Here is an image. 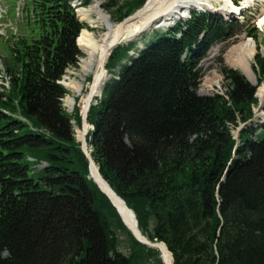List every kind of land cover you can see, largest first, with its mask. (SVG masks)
I'll use <instances>...</instances> for the list:
<instances>
[{"label": "trees", "instance_id": "1", "mask_svg": "<svg viewBox=\"0 0 264 264\" xmlns=\"http://www.w3.org/2000/svg\"><path fill=\"white\" fill-rule=\"evenodd\" d=\"M147 1L107 0L104 9L122 22ZM34 4L39 36L9 45L6 100L10 90L0 88V264H164L91 178L63 104L69 91L59 82L83 55L86 24L71 0ZM235 27L193 13L143 47L118 46L106 66L113 78L89 112L100 174L174 264H264V121L245 126L239 141L231 128L253 120L258 87L223 68L227 96L199 94V63ZM259 68L264 75V61ZM120 232L131 240L128 256Z\"/></svg>", "mask_w": 264, "mask_h": 264}, {"label": "rangeland", "instance_id": "2", "mask_svg": "<svg viewBox=\"0 0 264 264\" xmlns=\"http://www.w3.org/2000/svg\"><path fill=\"white\" fill-rule=\"evenodd\" d=\"M74 1L75 0H71V3H73ZM83 1L85 3L81 7L85 9L86 8L89 9L90 8L89 6H91L93 0H81V2ZM86 1L88 2L87 5H86ZM99 1L102 2V8L104 9L107 3V0H99ZM198 1L199 2H207V1L210 2L211 0H198ZM246 1L247 0H240V4L244 7V3ZM34 2H36V0H0V34H1L0 35V58L2 59L5 68H7L6 64L10 62V58H11V52H10L9 45H12L14 41L16 42L19 39H25L27 40V42L31 43L33 40L36 39L37 36H39L40 29L37 23H35V21L37 20V14L39 11H38L36 4H34ZM232 2H234V0H232ZM251 2H253V4ZM250 3L248 5L249 6L248 8L245 7L243 16L240 17L239 19L238 18L234 19V16L231 17V15L225 16V19L228 21H231L233 19L237 21L236 27H235V34L229 41L217 44L214 48H212L208 52L206 58L204 59L203 64L201 65L202 66L201 71H202V76H203L202 83L204 84V88L200 90L201 94L203 95L220 94L221 96H227L226 87L228 85L227 84L228 81L226 79V76L222 73L223 68H227V69H233V70H236L242 73L251 84H253L254 86H257L258 87L257 95H258V98L260 97L259 92L262 90V87L264 85V75L262 74V69L259 68L260 61L261 60L264 61V27L261 28L258 23L264 15V0H251ZM211 7L215 9L217 8L229 9V7H227L225 3L223 4L220 2H218V4L214 3L213 5H211ZM115 11H116V8H112L111 10H107L106 8L104 9L105 14H107L111 22L115 24L114 26H118L128 18L124 19L122 22L118 21L117 13H115ZM138 11H135V13H137ZM77 12L76 14H78ZM135 13H133L131 16H134ZM78 17H79V14H78ZM83 23H86V22H83ZM86 28L90 31V32L89 31H86V32L94 35L96 39H100L108 31L107 28L103 26H100V25L91 26L88 23H86ZM156 30L158 29L153 28V30L146 31L139 39L132 40L129 43H138V47H143L145 42L142 39H145V41L150 39V37H152L151 34L157 32ZM247 40H251L255 42L254 43L255 44L254 56L252 58H246L245 56V59H247V62L249 63L251 67L252 73L254 75V80L248 76L244 67L240 66L238 63V60L242 58V53H241L243 50L242 47L243 45H245ZM82 54H83L82 57L79 59V67L68 68L64 76V79L66 78L64 85L68 89L69 94L67 95V97L63 99V104L68 112H69V109H72V108L69 107L66 101L67 99H73V98H75V101L78 105L80 112L82 111L83 101H84V106H85L86 99L90 93V87L93 82V78L91 74L83 75L82 72L80 71L81 61L86 59V55L83 53V51H82ZM111 69L112 68H109V70L106 69L109 75H111V72H110L112 71ZM71 81L79 83L81 87V91L79 93L77 91L71 90V88L67 86V84H70ZM206 81H208V83H206ZM101 97H102V94L101 96L100 95L97 96L92 101V106L97 105L99 103L98 100H100ZM253 111L255 115L251 122H248L247 124H242L241 126H238V127H231L232 134L236 140L238 141L240 140L239 131L244 126L249 127L252 124L260 123L264 121V111L263 109H261L260 106H257V107L253 106ZM96 112H97V109L94 108V112L91 115L90 121H93V122L96 121V117H97ZM71 117L77 118V115L73 114ZM74 129H75L77 138L80 139V132H82L83 127L82 129H80L77 126H74ZM92 131L94 130L90 129V133L86 137L87 142L89 141L91 137ZM259 138H263V136ZM89 149L92 152V147ZM29 160L31 162H35V160L32 158H29ZM45 166H46V163L42 162V164L37 166V169L41 170ZM118 239H119L118 250L127 256L130 255L132 244H131V240L129 239V237L125 233L120 232L118 234ZM160 258L162 259L161 256Z\"/></svg>", "mask_w": 264, "mask_h": 264}, {"label": "bare ground", "instance_id": "3", "mask_svg": "<svg viewBox=\"0 0 264 264\" xmlns=\"http://www.w3.org/2000/svg\"><path fill=\"white\" fill-rule=\"evenodd\" d=\"M250 1L251 0H247L244 3V7L242 8L247 7ZM218 2L223 4L225 3L226 6L229 7V9H222V8L215 9L211 7V5H213L214 3L218 4ZM72 5L76 8V12L78 11L77 13L79 14V18L81 21L86 22L91 26L100 25L107 28L108 30L107 33H105L100 39H96L94 35L86 32L89 30L84 29L82 30L78 38V45L80 46L83 53L86 55V59L83 58L84 60L82 59L83 61H81L80 71L82 72L83 75L91 74L93 78V82L90 87V93L86 99L85 106L83 101L84 113L88 111V109L92 104V101L97 96L99 95L101 96L105 84L108 83L113 78V75H109L108 72L106 71V66L110 57L109 53L114 49L116 45H118L119 43L137 40L146 31H150L154 26L155 27L165 26V25H169L172 22L174 23L179 19L186 18L190 13V11L193 9H203V10L209 9L217 13L221 11V13L219 14L223 16L231 15V11H232L230 0H213V1L211 0L210 2L209 1L199 2L198 0H150L147 7L142 12H140L136 20L128 21L125 24L114 26L115 24L111 22L109 16L105 14L102 8L101 1L93 0L91 6H89L90 8L88 7L89 9L87 8L85 9L81 7L82 5L81 0L78 1L75 0L72 3ZM258 24L261 28L264 27V15L260 19ZM254 43L255 42L251 40L246 41L245 45H243L242 47L243 50L241 49L242 58L238 60L239 65L244 67L248 76L253 80H254V75L252 73L249 63L247 62V59H245V56L246 58H252L254 56L255 54ZM77 67H79V63ZM63 79L60 80L59 82L62 85H64L66 81V78L64 80ZM10 82H11V76L7 72L2 60L0 59L1 90L9 91ZM206 83H208V81H206ZM67 86H69L71 90L77 91L78 93L81 91V87L79 83L71 81V83L67 84ZM203 88H204V84L202 83L200 90H202ZM259 93H260L261 101L264 102V85ZM74 101L75 98L67 99L66 101L69 107L72 108L69 109V113H72L74 111V106H73ZM72 124L75 126V121H72ZM90 129H92V126L87 123L86 129L80 132V139L86 140V137L88 136L87 131ZM93 173L96 176V178L102 183L104 188H106L108 191L111 192L109 186L100 176L97 165L93 167ZM127 220L132 225V227L135 228L137 226L136 219L132 213L129 212L127 214ZM161 248H162V256L165 259L166 264H173L172 257L171 254L169 253L168 248L165 245H162Z\"/></svg>", "mask_w": 264, "mask_h": 264}, {"label": "water", "instance_id": "4", "mask_svg": "<svg viewBox=\"0 0 264 264\" xmlns=\"http://www.w3.org/2000/svg\"><path fill=\"white\" fill-rule=\"evenodd\" d=\"M150 0H148V2L146 3V5L141 9L139 10L134 16H131L129 17L128 19H126L123 23L121 24H125L126 22L128 21H134L136 20V18L138 17V15L140 14V12H142L146 7L147 5L149 4ZM128 42H124V43H119L118 45H116L114 47L117 48L118 46L120 45H123V44H126ZM113 49V50H114ZM113 50L109 53V55H111V53L113 52ZM264 103L262 104L261 106V109L264 110ZM91 107V106H90ZM90 108L88 109L87 112L84 113L83 115V130L86 129V124H87V117H88V112H89ZM241 132V130L239 131ZM88 133H89V130H88ZM92 140V137H90V141ZM79 142L81 143L82 145V150L83 152L85 153L86 157L88 158L89 162H90V174H91V178L94 180V182L97 184V186L99 187V189L111 200L112 204L117 208L119 214L121 215L122 219H123V222L124 224L127 226V228L132 232V234L134 235V237L142 244L146 245L147 247L149 248H152L154 250H159L161 252V257H162V260L164 262V264H166V261L165 259L163 258L162 256V248L161 246L162 245H165L164 243H158V242H151L147 237H145L142 232L140 231L139 227H138V220L136 218V215L135 213L133 212V210H131L126 202L120 198L116 192L110 187V185L105 181V183L109 186L110 191H108L106 188H104V186L102 185V183L96 178V176L94 175L93 173V167L96 166V163L94 161V159L92 158L91 156V151L89 149V145L87 143L86 140H82V139H79ZM99 169V168H98ZM100 173V171H99ZM100 176L102 177V175L100 174ZM103 178V177H102ZM104 179V178H103ZM123 209H122V208ZM130 212L133 214V216L135 217L136 219V224L137 226L134 228L132 227V225L129 223V221L127 220V214ZM166 246V245H165ZM167 247V246H166ZM170 253V251H169ZM171 254V253H170ZM171 257H172V261H173V264H174V259H173V255L171 254Z\"/></svg>", "mask_w": 264, "mask_h": 264}]
</instances>
